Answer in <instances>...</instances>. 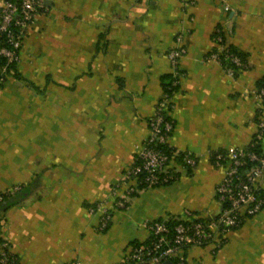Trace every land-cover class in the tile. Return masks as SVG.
<instances>
[{
  "label": "crops",
  "instance_id": "crops-1",
  "mask_svg": "<svg viewBox=\"0 0 264 264\" xmlns=\"http://www.w3.org/2000/svg\"><path fill=\"white\" fill-rule=\"evenodd\" d=\"M216 27L231 29L226 42L245 55L233 75L207 58ZM175 47L185 53L176 66L168 146L196 163L185 167L175 156L172 181L139 187L125 196V208H114L111 191L119 185L117 194H125L122 175L149 134ZM263 77L264 0L44 3L0 85V193L19 187L0 236L19 264H118L130 243L148 238V221L185 211L217 215L224 169L211 152L251 142ZM99 202L111 212L105 230L102 211L90 210ZM183 252L185 264H264V206L221 245Z\"/></svg>",
  "mask_w": 264,
  "mask_h": 264
},
{
  "label": "built area",
  "instance_id": "built-area-1",
  "mask_svg": "<svg viewBox=\"0 0 264 264\" xmlns=\"http://www.w3.org/2000/svg\"><path fill=\"white\" fill-rule=\"evenodd\" d=\"M226 1V0H224ZM45 0H2L0 3V55L4 56L7 64L18 60V53L22 39L28 26L32 23L36 12L44 6ZM225 11L228 6L224 5ZM13 25L17 31L9 27ZM232 30L223 31L216 27L214 42L216 48L210 52L208 59H215L225 66L228 74L233 75L241 70L245 62L229 49L226 34ZM4 33V41L1 39ZM185 53L183 47L172 48L168 52L170 63L174 68L172 85L178 83L179 73L176 69L178 58ZM7 64L0 68V84L7 78ZM236 69L233 68V66ZM167 90L162 91L153 115L148 120L149 134L137 145L135 161L128 166L121 179L125 186L122 194H117L116 185L111 191L114 197V208H125V196L134 193L140 185L159 186L174 178L171 162L176 153H168L160 146L168 144L174 124L169 112L172 107V95ZM256 98L257 132L253 139L261 142V151H246L245 148L229 147L225 153H217L214 165L224 169L223 177L215 188V195L221 208L217 215L207 220L197 217L190 211L183 216H173L175 223L169 218L151 220L145 223L149 236L145 241L127 246L118 264H185L184 249L189 246H203L209 243L221 245L224 236L230 229L238 227L244 218L252 216L264 206V85L254 90ZM252 141V140H251ZM184 163L194 166L196 159L184 152ZM14 186L5 192H15ZM102 211L100 229L106 227L111 218L110 209L105 203L99 202L90 210ZM0 264H19L16 256L11 252L9 244L0 236ZM66 264H79L70 261Z\"/></svg>",
  "mask_w": 264,
  "mask_h": 264
},
{
  "label": "trees",
  "instance_id": "trees-1",
  "mask_svg": "<svg viewBox=\"0 0 264 264\" xmlns=\"http://www.w3.org/2000/svg\"><path fill=\"white\" fill-rule=\"evenodd\" d=\"M13 1H17V0H13ZM12 31H17V29L13 26V25H10V27H9ZM213 37H214V34H213ZM1 39H2V41H4L5 39H4V33H1ZM229 46V49L231 50V51H233V52H236L243 60H244V62H245V55L243 54V53H241L240 51H238V50H236L235 48H233L231 45H228ZM15 63L16 62H11V63H8L7 64V60L5 59V57L4 56H2V55H0V68H2L3 66H5L6 64H7V75L12 71V70H14V68H15ZM222 65L225 67V66H227V65H230V63H228V62H225V61H223L222 62ZM233 66V65H232ZM233 68L234 69H236V67L235 66H233ZM14 73V75L16 76V77H18V78H22L19 74H17L16 72H13ZM176 79V77L175 76H173V75H167V76H164L163 78H162V88H163V90H167V91H169L170 93H172V92H175L176 91V89H177V86H178V83L176 84V85H172V81L173 80H175ZM29 83V85L31 86V87H34L35 89H37V87H35V85L33 84V83H31V82H28ZM1 85V84H0ZM264 85V77L263 78H261L258 82H257V88H259V87H261V86H263ZM164 151H166V152H168V153H171V152H173V150L168 146V144H163V145H161L160 146ZM245 149H246V151H256V152H259V151H261V149H262V147H261V142H259V141H257V140H255V139H252V141L247 145V147H245ZM226 152V150H218V151H214V152H211V160L214 162V159H215V155L217 154V153H225ZM183 155H184V152H179V153H177L175 156H176V158L177 159H179L181 162H182V164L185 166V167H188L185 163H184V160H183ZM134 162H136L135 160H134ZM174 179V178H173ZM172 179V180H173ZM171 180V181H172ZM170 182V181H169ZM168 182V183H169ZM139 187H147V186H144V185H140ZM16 203H18L17 202V196H16V191L15 192H12V193H10V192H1L0 193V218L2 217V215H3V213L10 207V206H12V205H14V204H16ZM171 217H173V216H170V217H168L169 218V221H170V223H175L176 221H175V219H173V218H171ZM109 223V222H108ZM108 223H107V225H106V227L105 228H103L102 230H105L106 228H107V226H108ZM136 243H138V242H136V241H133L132 243H130V244H136Z\"/></svg>",
  "mask_w": 264,
  "mask_h": 264
},
{
  "label": "water",
  "instance_id": "water-1",
  "mask_svg": "<svg viewBox=\"0 0 264 264\" xmlns=\"http://www.w3.org/2000/svg\"><path fill=\"white\" fill-rule=\"evenodd\" d=\"M47 1H49V0H45L44 3L46 4ZM164 264H171V262L170 261H166V262H164Z\"/></svg>",
  "mask_w": 264,
  "mask_h": 264
}]
</instances>
